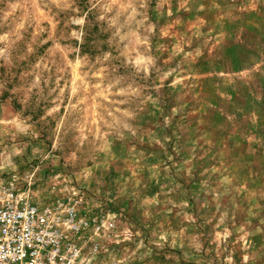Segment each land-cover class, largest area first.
I'll return each mask as SVG.
<instances>
[{
	"label": "rangeland",
	"instance_id": "obj_1",
	"mask_svg": "<svg viewBox=\"0 0 264 264\" xmlns=\"http://www.w3.org/2000/svg\"><path fill=\"white\" fill-rule=\"evenodd\" d=\"M33 174L103 259L264 264V0H0V187Z\"/></svg>",
	"mask_w": 264,
	"mask_h": 264
},
{
	"label": "built area",
	"instance_id": "obj_2",
	"mask_svg": "<svg viewBox=\"0 0 264 264\" xmlns=\"http://www.w3.org/2000/svg\"><path fill=\"white\" fill-rule=\"evenodd\" d=\"M33 179L24 192L15 183L0 187V264H120L102 258L96 232L74 206L37 203Z\"/></svg>",
	"mask_w": 264,
	"mask_h": 264
},
{
	"label": "trees",
	"instance_id": "obj_3",
	"mask_svg": "<svg viewBox=\"0 0 264 264\" xmlns=\"http://www.w3.org/2000/svg\"><path fill=\"white\" fill-rule=\"evenodd\" d=\"M89 27H90L89 24H87V25H86V29L89 30ZM88 35H89V34H88V32L86 31V35L84 36V40H85V42H84L83 44H81V46H80V48H82V49H84V50L87 48L86 44H87L88 41H89L88 38H87Z\"/></svg>",
	"mask_w": 264,
	"mask_h": 264
}]
</instances>
